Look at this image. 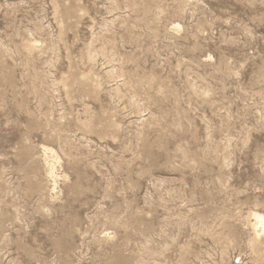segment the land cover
Here are the masks:
<instances>
[{
	"label": "rangeland",
	"instance_id": "1",
	"mask_svg": "<svg viewBox=\"0 0 264 264\" xmlns=\"http://www.w3.org/2000/svg\"><path fill=\"white\" fill-rule=\"evenodd\" d=\"M252 212L264 0H0V264H264Z\"/></svg>",
	"mask_w": 264,
	"mask_h": 264
},
{
	"label": "bare ground",
	"instance_id": "2",
	"mask_svg": "<svg viewBox=\"0 0 264 264\" xmlns=\"http://www.w3.org/2000/svg\"><path fill=\"white\" fill-rule=\"evenodd\" d=\"M176 27H177V25H176ZM46 149V148H45ZM50 149V148H49ZM46 150H48V149H46ZM50 151V150H49ZM49 151H47V152H49ZM54 152V151H53ZM52 152V153H53ZM52 153H50V154H52ZM56 154V153H55ZM54 154V155H55ZM49 156V155H48ZM56 156V155H55ZM54 156V157H55ZM53 157V156H52ZM53 157V158H54ZM56 158V157H55ZM58 159H59V157H58ZM55 160V159H54ZM59 161V160H58ZM53 165V164H52ZM56 170V169H55ZM54 167H52L51 169H50V174L52 175V176H54ZM56 184V183H55ZM250 216H251V219H252V221L254 222L253 224H252V226H253V228H254V232H255V234L258 236V237H260L261 235H263L264 234V214H262V213H258V212H252L251 214H250Z\"/></svg>",
	"mask_w": 264,
	"mask_h": 264
}]
</instances>
